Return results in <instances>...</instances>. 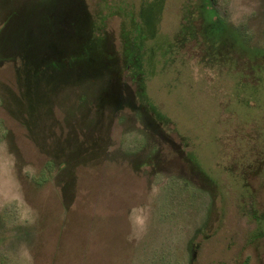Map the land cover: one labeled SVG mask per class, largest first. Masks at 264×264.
Instances as JSON below:
<instances>
[{
  "label": "rangeland",
  "instance_id": "rangeland-1",
  "mask_svg": "<svg viewBox=\"0 0 264 264\" xmlns=\"http://www.w3.org/2000/svg\"><path fill=\"white\" fill-rule=\"evenodd\" d=\"M0 264H264V0H0Z\"/></svg>",
  "mask_w": 264,
  "mask_h": 264
},
{
  "label": "trees",
  "instance_id": "trees-1",
  "mask_svg": "<svg viewBox=\"0 0 264 264\" xmlns=\"http://www.w3.org/2000/svg\"><path fill=\"white\" fill-rule=\"evenodd\" d=\"M213 15V12L212 11H210V16H212ZM218 33H220L221 31L223 32V30H221L220 29V27H218ZM139 68V67H138ZM137 72H139V73H141V68H139L138 70H137Z\"/></svg>",
  "mask_w": 264,
  "mask_h": 264
},
{
  "label": "flooded vegetation",
  "instance_id": "flooded-vegetation-1",
  "mask_svg": "<svg viewBox=\"0 0 264 264\" xmlns=\"http://www.w3.org/2000/svg\"><path fill=\"white\" fill-rule=\"evenodd\" d=\"M192 30V29H191ZM221 39H222V36H221ZM222 47V46H221Z\"/></svg>",
  "mask_w": 264,
  "mask_h": 264
}]
</instances>
